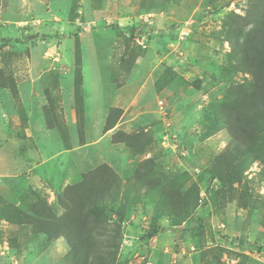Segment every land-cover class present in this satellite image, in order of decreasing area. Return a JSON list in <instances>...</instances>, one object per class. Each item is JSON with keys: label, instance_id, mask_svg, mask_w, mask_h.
<instances>
[{"label": "rangeland", "instance_id": "obj_1", "mask_svg": "<svg viewBox=\"0 0 264 264\" xmlns=\"http://www.w3.org/2000/svg\"><path fill=\"white\" fill-rule=\"evenodd\" d=\"M254 3L260 28L264 0ZM249 10V0H0V264H68L63 238L36 233L32 207L62 215L64 189L102 166L119 184L115 264H264V135L218 157L230 140L218 114L234 86L251 87L227 42ZM14 54L43 71L36 86H17Z\"/></svg>", "mask_w": 264, "mask_h": 264}, {"label": "trees", "instance_id": "obj_2", "mask_svg": "<svg viewBox=\"0 0 264 264\" xmlns=\"http://www.w3.org/2000/svg\"><path fill=\"white\" fill-rule=\"evenodd\" d=\"M249 1L250 10L241 18L244 23L236 26L227 42L234 70L249 74L251 87L241 91L234 86L218 114L230 135L227 147L218 155L221 158L231 148H258L264 135V22L256 27L252 16L257 6L254 0ZM248 28L239 43L240 33L244 35ZM117 183L112 170L102 166L64 189L59 197L62 215L55 216L47 206L38 209L33 205L36 233L63 238L68 246V264H115L122 241L121 222L111 218L112 213L119 215L112 204L119 194Z\"/></svg>", "mask_w": 264, "mask_h": 264}, {"label": "crops", "instance_id": "obj_3", "mask_svg": "<svg viewBox=\"0 0 264 264\" xmlns=\"http://www.w3.org/2000/svg\"><path fill=\"white\" fill-rule=\"evenodd\" d=\"M35 23L39 24V21H36ZM6 32H7V37L12 36L11 32H8V31H6ZM4 35H5V33L1 34V37L3 38ZM13 40H15V39H13V38L8 39L7 38V40H6V38H5L4 40H2L1 43L3 44V48L5 46H9L10 44L13 46L14 45ZM19 42L23 43L21 41H19ZM8 43H10V44L8 45ZM29 63L32 64L33 62L31 61V59L28 56H24V55L18 56L16 54L11 55V59H10V65L12 68L11 74H12V78L15 79L17 86H20L21 83H23V81H28V80H31V84L33 86H36L37 85L36 81L42 77L43 71L32 70V68L30 69L31 65ZM90 88H92L91 90L96 89L95 92H99L97 87L94 88L91 86Z\"/></svg>", "mask_w": 264, "mask_h": 264}, {"label": "built area", "instance_id": "obj_4", "mask_svg": "<svg viewBox=\"0 0 264 264\" xmlns=\"http://www.w3.org/2000/svg\"><path fill=\"white\" fill-rule=\"evenodd\" d=\"M86 28L87 29H90V28H92V24H87L86 25ZM189 33H190V31H189V26H185V28H183L182 30H181V32H180V39H186L187 37H188V35H189ZM144 38H145V34H141V35H139V39H137L136 40V42H137V44L140 46V47H142V48H145L146 47V45H145V43H144ZM162 103L160 102V105H161Z\"/></svg>", "mask_w": 264, "mask_h": 264}]
</instances>
